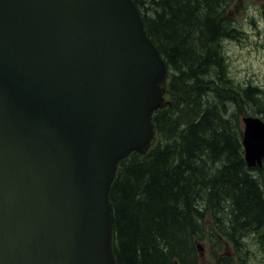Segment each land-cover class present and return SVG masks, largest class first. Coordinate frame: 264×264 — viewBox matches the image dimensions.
I'll return each mask as SVG.
<instances>
[{"label": "water", "instance_id": "1", "mask_svg": "<svg viewBox=\"0 0 264 264\" xmlns=\"http://www.w3.org/2000/svg\"><path fill=\"white\" fill-rule=\"evenodd\" d=\"M166 80L132 0H0V264H116L109 188ZM241 122L260 168L264 121Z\"/></svg>", "mask_w": 264, "mask_h": 264}, {"label": "trees", "instance_id": "2", "mask_svg": "<svg viewBox=\"0 0 264 264\" xmlns=\"http://www.w3.org/2000/svg\"><path fill=\"white\" fill-rule=\"evenodd\" d=\"M133 2L167 67L168 104L146 153L119 161L111 182L115 262L204 264L205 250L213 264H248L251 237L264 264L262 167L247 168L238 124L248 110L264 120V92L237 90L221 54L240 32L236 0Z\"/></svg>", "mask_w": 264, "mask_h": 264}, {"label": "rangeland", "instance_id": "3", "mask_svg": "<svg viewBox=\"0 0 264 264\" xmlns=\"http://www.w3.org/2000/svg\"><path fill=\"white\" fill-rule=\"evenodd\" d=\"M236 3L232 17L240 32L236 39L221 43L225 72L237 90L251 85L264 92V0H236ZM248 114L263 118L262 115H252L250 110ZM241 118H238V124L242 129ZM261 177L264 182V161ZM246 245L250 253L248 264H263L262 252L251 237L246 238ZM201 255L204 264H213L207 251H202Z\"/></svg>", "mask_w": 264, "mask_h": 264}]
</instances>
